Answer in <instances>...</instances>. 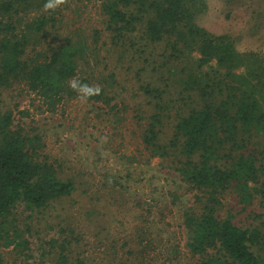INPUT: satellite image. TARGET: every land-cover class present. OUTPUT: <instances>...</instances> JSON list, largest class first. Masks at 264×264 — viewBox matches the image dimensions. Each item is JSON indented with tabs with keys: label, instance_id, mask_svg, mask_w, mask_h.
Instances as JSON below:
<instances>
[{
	"label": "rangeland",
	"instance_id": "1",
	"mask_svg": "<svg viewBox=\"0 0 264 264\" xmlns=\"http://www.w3.org/2000/svg\"><path fill=\"white\" fill-rule=\"evenodd\" d=\"M102 3L67 0L54 11L28 13L17 26L24 31L39 15L55 18L47 35L31 38L34 46H29L28 58L48 54L50 46L82 43L85 55L78 62V78L106 88L112 100L82 103L76 94L52 107L24 83L1 92V107L12 113L13 128L37 136L38 160L52 165L60 179L74 186L70 196L45 208L19 204L12 209L0 225L2 264L127 262L129 245L135 244L141 226L148 229L155 247V264H196L186 246L183 219L191 210L198 212L200 205L196 192L174 172L173 158L154 156L143 143L150 116L159 112L157 100L143 88L150 84L161 92V146L169 144L176 121L192 103L180 96L171 71L161 68L160 45H146L139 33L122 42L112 40ZM202 4L196 18L200 28L228 36L239 54L264 57V0Z\"/></svg>",
	"mask_w": 264,
	"mask_h": 264
},
{
	"label": "trees",
	"instance_id": "2",
	"mask_svg": "<svg viewBox=\"0 0 264 264\" xmlns=\"http://www.w3.org/2000/svg\"><path fill=\"white\" fill-rule=\"evenodd\" d=\"M45 3L0 0V97L4 89L24 83L53 107L77 94L68 82L78 78L85 47L50 46L48 54L28 58L31 38L47 35L56 19L38 14L24 31L17 26ZM101 10L114 42L139 33L146 45L161 46V68L171 71L180 96L192 103L176 121L169 144L161 146V92L150 84L143 88L159 111L150 116L143 143L152 155L173 158L174 172L196 192L200 205L183 219L196 264H264V57L239 54L228 36L200 28L202 0H103ZM101 89L90 100L109 104L112 98ZM39 146L37 136L13 128L12 113L3 111L0 100V225L19 204L41 209L74 191L71 180L60 179L52 165L38 160ZM138 230L135 244L129 241L128 261L118 264H155L148 229Z\"/></svg>",
	"mask_w": 264,
	"mask_h": 264
},
{
	"label": "clouds",
	"instance_id": "3",
	"mask_svg": "<svg viewBox=\"0 0 264 264\" xmlns=\"http://www.w3.org/2000/svg\"><path fill=\"white\" fill-rule=\"evenodd\" d=\"M67 0H46V3L43 6V10L54 11L62 5H65ZM69 87L77 93V98L82 103H87L90 99L101 94L102 89L99 85H89L83 83L76 77H73L68 82Z\"/></svg>",
	"mask_w": 264,
	"mask_h": 264
}]
</instances>
